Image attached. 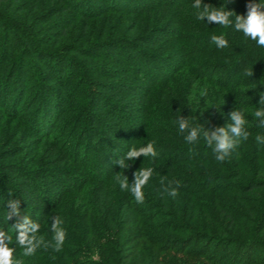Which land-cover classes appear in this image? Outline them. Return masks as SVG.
Here are the masks:
<instances>
[{
    "label": "trees",
    "instance_id": "trees-1",
    "mask_svg": "<svg viewBox=\"0 0 264 264\" xmlns=\"http://www.w3.org/2000/svg\"><path fill=\"white\" fill-rule=\"evenodd\" d=\"M9 1L0 9L13 8ZM27 1L35 15L18 18L33 28L15 25L21 37L10 50L0 43V230L14 256L24 264H264V145L255 139L264 128L252 115L264 107V47L234 26L197 19L194 0ZM202 3L246 16L249 0ZM48 43L56 48L41 47ZM235 109L249 137L219 162L203 131L227 126ZM180 116L201 129L197 142L178 131ZM148 143L157 157L126 161L128 169L114 163ZM140 168L154 171L137 203L116 177L131 184ZM162 181H179L178 196L164 195ZM10 199L45 242L58 216L63 249L24 257L16 218L5 219Z\"/></svg>",
    "mask_w": 264,
    "mask_h": 264
},
{
    "label": "clouds",
    "instance_id": "clouds-1",
    "mask_svg": "<svg viewBox=\"0 0 264 264\" xmlns=\"http://www.w3.org/2000/svg\"><path fill=\"white\" fill-rule=\"evenodd\" d=\"M230 2V0H229ZM192 8L195 10L196 18L207 23H215L224 27L234 26L236 31L242 32L245 37L255 41L260 47H264V4L254 3L249 0L247 4L246 16L237 15L235 11L228 10L225 6L214 7L212 5L203 4L202 0H194ZM211 41L219 48L228 46V41L224 35H213ZM259 104L264 105V94L259 95ZM254 118L259 121V126L264 128V107L257 109L253 114ZM231 123L227 126L215 128V130H204L203 139L207 146L211 147L215 158L219 162L226 161L230 154L239 147L242 141H246L249 137V132L246 130L247 123L242 111L234 110L230 113ZM178 131L186 133L185 141L195 143L200 138L201 129L192 127L187 118L179 117ZM258 145H264V136L257 135L255 137ZM158 153L153 143H148L146 146L139 148L131 147L123 157L115 160L121 169H128L130 164L126 161L135 160L143 157H157ZM152 168H140L134 173V181L129 184L128 177H116L122 191H130L135 199V202L142 203L145 199L144 187L153 175ZM179 181H176V186L172 182L164 184L161 182V189L164 195L175 198L178 196ZM13 217L16 221L13 228L16 231V244L23 249L24 257L33 256L37 250L43 247L45 250L52 247L55 251H61L66 239V231L61 225L63 221L55 216L51 229L54 233L52 241L45 242L43 237L37 236L39 224L34 222L29 216H21L20 201L18 199H10L8 201V210L5 213V219L11 220ZM12 242V237L5 231L0 230V264H24L23 260L17 259L14 256V248L9 245Z\"/></svg>",
    "mask_w": 264,
    "mask_h": 264
},
{
    "label": "rangeland",
    "instance_id": "rangeland-1",
    "mask_svg": "<svg viewBox=\"0 0 264 264\" xmlns=\"http://www.w3.org/2000/svg\"><path fill=\"white\" fill-rule=\"evenodd\" d=\"M92 3H95V7H98L97 5H103V6H108V3L106 0H91ZM26 2H30V1H27V0H21V1H17V0H10L9 2L6 3V6H14L13 8L9 9L8 7H3L2 9H0V15L2 16V20H3V23L0 24V43L4 40H8L7 43H8V49H12V44H13V41L16 37H21L20 33L17 31V29L15 28V25H24L25 27H28L29 29L30 28H33L29 21L27 20H24L23 18H18L19 16L21 17H25V15H35L34 12L36 11H33V7L31 5H24ZM15 4V5H13ZM31 4V3H30ZM22 12V13H21ZM21 13V14H20ZM31 13V14H30ZM19 15V16H18ZM5 21L7 23H5ZM6 29V37H4V32H5V29ZM52 28V27H51ZM33 30V29H32ZM53 31V30H52ZM35 32V33H34ZM34 34L37 38H40L41 37V34H40V31L39 29H34ZM96 39H98L96 36L93 38L94 41H96ZM21 40V39H20ZM74 42V41H73ZM72 42V43H73ZM24 41L22 42L23 44V47H25L24 45ZM76 43V42H75ZM36 44H40L39 42H36ZM42 48H46V49H55L56 47H51L49 46L50 44L48 43L47 45H43L41 44ZM1 46V44H0ZM2 48L0 47V52H1ZM24 52V51H23ZM28 60V59H27ZM94 64H100L101 66H104V67H107V68H116L115 66H117V68H121V64L119 65V63H114V62H111V61H100V62H93ZM90 81L92 80H95L96 76L90 74ZM130 79H133V77ZM90 86V84H87ZM79 89H82L81 87ZM82 91H87V89L83 88ZM1 111V110H0ZM96 257V256H95ZM233 262L236 263V261L234 260V257L232 259ZM194 264H209L208 262H206L205 260L203 259H195L194 261Z\"/></svg>",
    "mask_w": 264,
    "mask_h": 264
}]
</instances>
